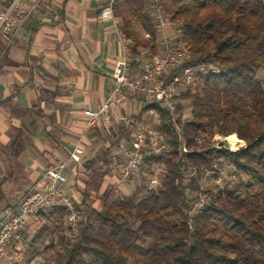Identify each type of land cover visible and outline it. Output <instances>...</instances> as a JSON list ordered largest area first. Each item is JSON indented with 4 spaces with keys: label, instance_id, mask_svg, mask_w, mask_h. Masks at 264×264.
Returning a JSON list of instances; mask_svg holds the SVG:
<instances>
[{
    "label": "trees",
    "instance_id": "obj_1",
    "mask_svg": "<svg viewBox=\"0 0 264 264\" xmlns=\"http://www.w3.org/2000/svg\"><path fill=\"white\" fill-rule=\"evenodd\" d=\"M161 5L173 23H180L181 41L191 52L182 68L211 63L221 69L200 79V92L181 97L180 108L191 118L183 139L197 151L180 150L168 115L159 112L172 151L147 158L142 170L154 175L155 166H162V186L138 187L101 210L90 205L87 195L81 204L75 199L82 221L80 237L71 246L64 237L68 210L53 207L40 213L23 232L28 260L43 254L45 246L55 253L53 264H264V80L259 78L264 70V0H161ZM112 8L133 55L144 50L157 55L159 33L150 1L115 0ZM216 133L236 135L241 148L209 147ZM214 157L221 159L219 167L232 166L238 182L225 190L212 184L201 191L204 168L220 176ZM188 168L197 170L189 184ZM200 194H206V201L194 214Z\"/></svg>",
    "mask_w": 264,
    "mask_h": 264
},
{
    "label": "crops",
    "instance_id": "obj_2",
    "mask_svg": "<svg viewBox=\"0 0 264 264\" xmlns=\"http://www.w3.org/2000/svg\"><path fill=\"white\" fill-rule=\"evenodd\" d=\"M14 1L0 0V12ZM21 1L26 19L14 36L0 34V203L15 205L45 170L69 161L76 145L84 156L66 167L71 197L78 202L72 183L91 168L110 170L102 188L129 196L141 185L138 176L126 183L118 179L119 150L128 131L114 117L89 125L84 115L104 105L121 57L114 26L99 18L115 0ZM13 20L18 22L16 13ZM173 33L168 28L159 34V51ZM149 53L142 51L140 58ZM121 110L138 113L139 105L133 101Z\"/></svg>",
    "mask_w": 264,
    "mask_h": 264
},
{
    "label": "built area",
    "instance_id": "obj_3",
    "mask_svg": "<svg viewBox=\"0 0 264 264\" xmlns=\"http://www.w3.org/2000/svg\"><path fill=\"white\" fill-rule=\"evenodd\" d=\"M149 1L150 16L159 34L174 24L180 27V23H173L170 16L163 12L161 0ZM23 7L21 0H15L6 11L0 12V34L15 35L18 27L26 19L22 12ZM15 13L18 22L13 20ZM99 18L103 22H111L114 26L121 47V57L114 66L110 90L104 105L100 109L88 108L84 115L88 118L89 125L100 119L110 122L114 117L128 131L129 138L121 143L120 162L117 165L118 179L121 183H126L140 174L147 158L168 156L172 151L167 133L160 129L159 112L168 115V121L178 135L180 150L183 153L197 151L189 150L183 139V128L191 118L188 112L180 108L181 97L185 92H200L202 89L200 79L210 75L216 76L221 73V69L211 63L182 68L183 63L190 58L191 52L181 41L180 28L177 38L163 39L162 48L157 55L150 52L146 58L141 59L140 56L133 55L121 20L115 16L112 4L102 10ZM145 38L148 39L149 36L145 35ZM133 101L139 105L138 113L121 110L122 106ZM231 138L234 139L230 140ZM201 142L202 138L198 140V143ZM208 146L236 152L241 148V143L236 135L225 136L216 133L209 140ZM83 156V147L76 145L69 161L60 162L45 170L39 181L34 183L15 205L6 208L0 214V264H53L54 261L49 262L43 254L28 260V243L23 234L34 225L40 213L53 207H64L68 210L64 223L67 244L71 246L78 240L82 217L77 210L75 199L69 195L67 189L66 167L70 161L80 163ZM214 160V168H219L221 159L214 157ZM226 175H230L229 181L232 184L234 178L237 179L229 163L220 170L219 177H214L211 171L204 168L203 177L199 182L201 191L207 189L206 182H211L215 188L221 190L232 187L226 185L224 181ZM196 176L197 170L188 168L185 182L189 184V179ZM148 181L149 190H157L162 186L159 177L156 174L151 175L150 171ZM205 201L206 194H200V201L192 207V213L197 214ZM59 251L63 253L64 248Z\"/></svg>",
    "mask_w": 264,
    "mask_h": 264
},
{
    "label": "rangeland",
    "instance_id": "obj_4",
    "mask_svg": "<svg viewBox=\"0 0 264 264\" xmlns=\"http://www.w3.org/2000/svg\"><path fill=\"white\" fill-rule=\"evenodd\" d=\"M168 28L173 29L174 38L176 37V35L178 37L179 28L175 24H174V26L172 25V26L167 27L166 30ZM141 34H142L143 37H145L143 32ZM259 78L264 80V70L259 73ZM185 108L188 110L189 105H186ZM103 153H104V151L101 150V167L104 166V162L102 160ZM226 165H228V163H224V166H220L221 169L225 168ZM96 168H98V167H96ZM102 170L103 169H101V173H100V171H98V170H94L93 171V168H91L90 170L85 172L83 175H79L78 176L77 181H76L77 182L76 185L74 183H72L73 184V194H75V196H77L79 204H81L82 200L87 195L88 202L90 203V205L92 206V204H93V206H96V210H101L103 205L109 204L110 202H112L114 200V198H120L121 197V196H118L115 193V191L112 190L111 187H107L106 189L102 188V186L104 185L103 184L104 183V178L106 176L111 175L110 170H107L105 172H102ZM226 170L229 173V169L227 168ZM144 172H146V171L142 170L140 172V174L137 175L139 177V181H140L138 185L147 187L149 185V181H148L149 171L146 172L145 174H144ZM153 172L158 177L164 178V173H163V167L162 166H160V167L159 166L158 167L155 166ZM229 178H230V175H226V179H224L226 185L234 186V185L237 184V182H238L237 180L238 179L234 178L235 181L232 184V182L229 181ZM206 186H209L207 188H212L211 182H206ZM205 190H207V189H205ZM26 191H27V189L25 190V192ZM6 201H7V199L4 200V202L0 203V214L6 208L11 207V206H8L10 203H6ZM44 248H45V246H44ZM44 248H43V250H44L43 251V255H45L48 258L49 262H53L54 259H55V253L51 252V251H48V250H46Z\"/></svg>",
    "mask_w": 264,
    "mask_h": 264
},
{
    "label": "bare ground",
    "instance_id": "obj_5",
    "mask_svg": "<svg viewBox=\"0 0 264 264\" xmlns=\"http://www.w3.org/2000/svg\"><path fill=\"white\" fill-rule=\"evenodd\" d=\"M234 138H231L230 140H233ZM232 143H234V141H232Z\"/></svg>",
    "mask_w": 264,
    "mask_h": 264
}]
</instances>
